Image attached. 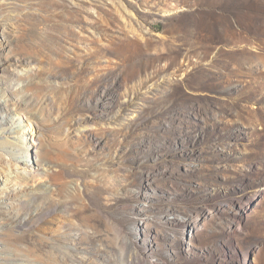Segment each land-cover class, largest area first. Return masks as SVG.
<instances>
[{
	"label": "rangeland",
	"instance_id": "rangeland-1",
	"mask_svg": "<svg viewBox=\"0 0 264 264\" xmlns=\"http://www.w3.org/2000/svg\"><path fill=\"white\" fill-rule=\"evenodd\" d=\"M0 264H264V0H0Z\"/></svg>",
	"mask_w": 264,
	"mask_h": 264
}]
</instances>
